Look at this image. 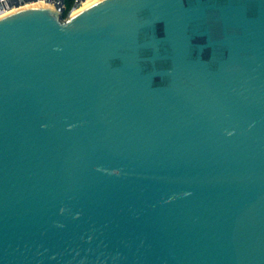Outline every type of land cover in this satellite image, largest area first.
<instances>
[{"label": "water", "instance_id": "95a60500", "mask_svg": "<svg viewBox=\"0 0 264 264\" xmlns=\"http://www.w3.org/2000/svg\"><path fill=\"white\" fill-rule=\"evenodd\" d=\"M83 1L0 17V264H264V0Z\"/></svg>", "mask_w": 264, "mask_h": 264}, {"label": "built area", "instance_id": "2783aa9c", "mask_svg": "<svg viewBox=\"0 0 264 264\" xmlns=\"http://www.w3.org/2000/svg\"><path fill=\"white\" fill-rule=\"evenodd\" d=\"M61 0H30V1H25V0H0V17H3L5 15H8L12 12H14L16 9H22L31 5L35 4H46V3H51V4H59ZM8 2H12L11 7H6V4ZM77 3V0H74L73 7ZM64 6L66 8V0H64ZM72 7V9H73ZM71 9V10H72Z\"/></svg>", "mask_w": 264, "mask_h": 264}, {"label": "bare ground", "instance_id": "6f19581e", "mask_svg": "<svg viewBox=\"0 0 264 264\" xmlns=\"http://www.w3.org/2000/svg\"><path fill=\"white\" fill-rule=\"evenodd\" d=\"M95 1H97V0H85V1L81 2V5H80L79 9H82V8L92 4ZM17 10H19V9H16L15 11H17Z\"/></svg>", "mask_w": 264, "mask_h": 264}, {"label": "trees", "instance_id": "16d2710c", "mask_svg": "<svg viewBox=\"0 0 264 264\" xmlns=\"http://www.w3.org/2000/svg\"><path fill=\"white\" fill-rule=\"evenodd\" d=\"M74 0H66V13L73 7Z\"/></svg>", "mask_w": 264, "mask_h": 264}]
</instances>
